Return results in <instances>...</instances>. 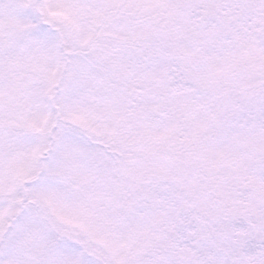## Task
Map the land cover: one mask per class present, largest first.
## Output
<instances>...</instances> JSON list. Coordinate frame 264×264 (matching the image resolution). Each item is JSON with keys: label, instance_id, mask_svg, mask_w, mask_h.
Segmentation results:
<instances>
[{"label": "rangeland", "instance_id": "obj_1", "mask_svg": "<svg viewBox=\"0 0 264 264\" xmlns=\"http://www.w3.org/2000/svg\"><path fill=\"white\" fill-rule=\"evenodd\" d=\"M37 200L115 264H264V0H0V264H98Z\"/></svg>", "mask_w": 264, "mask_h": 264}, {"label": "trees", "instance_id": "obj_2", "mask_svg": "<svg viewBox=\"0 0 264 264\" xmlns=\"http://www.w3.org/2000/svg\"><path fill=\"white\" fill-rule=\"evenodd\" d=\"M92 39L97 40L96 37H93ZM84 47H88L85 51V54L89 57L90 50L91 48L93 50L95 48V45L87 43L86 45H84ZM89 59L96 64L95 66L99 67V65H101L99 59L95 58L96 62L93 58L89 57ZM58 127H64L67 130H70L75 133L81 130L83 133L80 132L79 134H81L82 136H97L96 134L91 133L92 131L86 130L87 128H84L82 125L64 118L61 113H58L56 116L55 128ZM112 142V140H107L105 142L106 147L104 146L103 148L107 149L108 154H99L98 159V162L102 163L105 167H107V169L111 168V164H113V161L115 162V159L117 161V164L121 165L122 162H125L123 159L128 157L124 156L125 154L134 155L132 147L125 146L126 152L124 153L123 151H121V147L114 146ZM92 143L94 142L92 141ZM47 151H51V148L49 147V150L47 149ZM33 204L36 205L35 211L39 215L40 220L42 222L44 220L42 224L44 230L48 233L50 232L51 234H59L60 237H64L66 240L73 241L75 244H77L80 248L83 249L85 255V262L88 261V259H92L98 264H115L105 254L104 246L99 244L98 242H93L92 239H88L90 237H88L87 234L82 231V228H77L73 226L72 227L74 229L69 228L70 225L61 222L51 211V209H48L47 205L44 202L37 200ZM207 240H211V237H209ZM51 248L53 249L52 245L50 244L49 249Z\"/></svg>", "mask_w": 264, "mask_h": 264}]
</instances>
